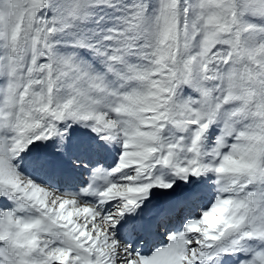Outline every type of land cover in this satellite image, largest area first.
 Returning a JSON list of instances; mask_svg holds the SVG:
<instances>
[{"label":"snow or ice","instance_id":"1","mask_svg":"<svg viewBox=\"0 0 264 264\" xmlns=\"http://www.w3.org/2000/svg\"><path fill=\"white\" fill-rule=\"evenodd\" d=\"M0 264H264V0H0Z\"/></svg>","mask_w":264,"mask_h":264}]
</instances>
